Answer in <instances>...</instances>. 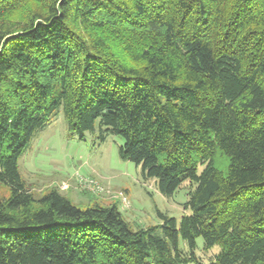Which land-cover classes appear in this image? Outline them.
I'll use <instances>...</instances> for the list:
<instances>
[{
    "label": "trees",
    "instance_id": "1",
    "mask_svg": "<svg viewBox=\"0 0 264 264\" xmlns=\"http://www.w3.org/2000/svg\"><path fill=\"white\" fill-rule=\"evenodd\" d=\"M59 114L163 196L189 181V214L134 230L37 195L18 161ZM0 182V264H202L198 238L211 264H264V0H0Z\"/></svg>",
    "mask_w": 264,
    "mask_h": 264
},
{
    "label": "rangeland",
    "instance_id": "2",
    "mask_svg": "<svg viewBox=\"0 0 264 264\" xmlns=\"http://www.w3.org/2000/svg\"><path fill=\"white\" fill-rule=\"evenodd\" d=\"M100 135L96 129L94 133H85L83 140L72 137L59 114L32 136L18 161L20 175L37 195L57 186L82 209L95 201L101 205L114 203L134 230L160 226L158 213L174 218L179 225L181 218L189 214L184 205L189 198L190 182H183L172 196H163L154 179H145L139 166L120 157L119 137L109 134L101 141ZM9 195V188L0 182V201ZM180 244L185 248L184 243ZM196 244L199 261L211 264L219 248L202 250L200 238Z\"/></svg>",
    "mask_w": 264,
    "mask_h": 264
},
{
    "label": "built area",
    "instance_id": "3",
    "mask_svg": "<svg viewBox=\"0 0 264 264\" xmlns=\"http://www.w3.org/2000/svg\"><path fill=\"white\" fill-rule=\"evenodd\" d=\"M123 196V195H122ZM121 197V196H120ZM122 198V197H121Z\"/></svg>",
    "mask_w": 264,
    "mask_h": 264
}]
</instances>
